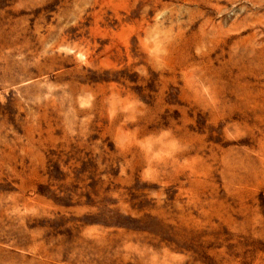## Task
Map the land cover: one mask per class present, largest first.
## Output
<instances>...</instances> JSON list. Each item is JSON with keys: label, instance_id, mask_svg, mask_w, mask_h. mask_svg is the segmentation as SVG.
Segmentation results:
<instances>
[{"label": "rangeland", "instance_id": "rangeland-1", "mask_svg": "<svg viewBox=\"0 0 264 264\" xmlns=\"http://www.w3.org/2000/svg\"><path fill=\"white\" fill-rule=\"evenodd\" d=\"M0 264H264V0H0Z\"/></svg>", "mask_w": 264, "mask_h": 264}]
</instances>
